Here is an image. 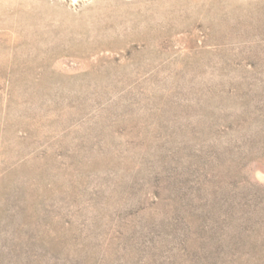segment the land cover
<instances>
[{
  "label": "rangeland",
  "instance_id": "rangeland-1",
  "mask_svg": "<svg viewBox=\"0 0 264 264\" xmlns=\"http://www.w3.org/2000/svg\"><path fill=\"white\" fill-rule=\"evenodd\" d=\"M0 264H264V0H0Z\"/></svg>",
  "mask_w": 264,
  "mask_h": 264
},
{
  "label": "bare ground",
  "instance_id": "bare-ground-1",
  "mask_svg": "<svg viewBox=\"0 0 264 264\" xmlns=\"http://www.w3.org/2000/svg\"><path fill=\"white\" fill-rule=\"evenodd\" d=\"M71 1H77V2H78V1H80V0H71Z\"/></svg>",
  "mask_w": 264,
  "mask_h": 264
}]
</instances>
